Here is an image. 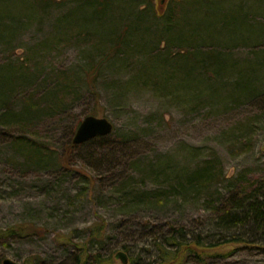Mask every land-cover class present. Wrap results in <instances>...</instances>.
Wrapping results in <instances>:
<instances>
[{"label": "rangeland", "instance_id": "rangeland-1", "mask_svg": "<svg viewBox=\"0 0 264 264\" xmlns=\"http://www.w3.org/2000/svg\"><path fill=\"white\" fill-rule=\"evenodd\" d=\"M79 1L0 0V30L17 22L0 39V66L21 59L35 73L21 82L15 112L66 79L78 83L59 114L42 109L24 127L0 122V264H75L84 244L90 255H114L112 264H124L119 252L127 264H158L154 243L174 228L216 240L217 208L240 191L264 192V0L116 1L110 17L95 22L108 27L109 40L126 30L114 52L93 23L76 32ZM170 14L199 53L218 54L220 67L197 60L193 68L162 51ZM61 21L66 35L57 34ZM89 115L110 120L114 132L69 148ZM22 134L42 142L41 160L16 146ZM207 168L211 184L180 186ZM145 191L166 200L134 204ZM98 223L104 239L89 240ZM246 229L232 236L247 242H228L208 264H264V232Z\"/></svg>", "mask_w": 264, "mask_h": 264}, {"label": "trees", "instance_id": "trees-1", "mask_svg": "<svg viewBox=\"0 0 264 264\" xmlns=\"http://www.w3.org/2000/svg\"><path fill=\"white\" fill-rule=\"evenodd\" d=\"M43 1H48L50 3L52 1L57 2L58 0ZM116 1L119 0L79 1V10L77 13H75L76 18L74 19V21L76 20L75 23L77 26L76 32L80 33V31H82V28L90 27L93 23L94 28L98 30L100 29L99 32L101 33H99L98 31L96 32L99 33L100 39L102 41V37L106 36L108 27L106 29L105 25H95V22H97L96 19H99L100 23H103L105 19L109 18L110 16L108 14L112 13L110 11L114 9L115 6L113 5ZM170 12L171 9L169 10V13ZM155 16L159 17L156 12ZM225 20L227 21V24L230 23L228 17L226 16L224 18V21ZM67 24L68 21H65V24L62 21L58 23L56 25V28L60 29H58L57 34L66 35V31H69V29L67 28ZM71 24H73L72 21ZM16 26L17 22L14 21L11 24H8V28H6L7 30H0V39L6 36L5 34H13V32L11 31L15 30ZM176 26V22L173 21V15H168L164 24V32L167 35V38L162 39L163 42L165 41V43H167L165 47L162 48V51H164L165 53L167 52V54L171 57L181 56L184 61L189 63V65L193 68H196V64L191 65L190 62L195 63L197 60L207 61L208 70L209 66L216 65L220 67L218 54L212 51L199 53L202 50L199 47L192 46V41H195V39H193V37H190V35H186V33L179 32V30L176 31ZM243 30L249 31L247 28H244ZM175 33H178V35H176ZM126 34V30L123 29L119 31L117 38L113 40H109L107 39V37L103 38L105 41L108 40L107 42L111 41L113 43L110 51H112L113 49L114 52L115 49H119L122 43L125 42ZM56 40H59V37H56ZM46 43L43 45L45 46ZM50 44H52V42H50L48 45ZM157 45V49H160V43H157ZM34 50L38 52L39 49ZM199 54L204 55L203 60H201ZM17 61L18 63H7L0 66V108H4V111L0 117L1 123H4L6 125L18 124L19 126L24 127L25 125H28L24 123V120L31 117L30 121H33L34 115L36 113L39 114L42 109L48 111L51 110V112L54 113L58 112L64 105H66L69 96L77 91L76 89L78 83L68 81L66 79L65 83H63L62 85H59L56 88H54L55 86L50 88L48 90H52L49 92L50 96L47 98L43 97V99L40 101V104H34L33 99H30L29 101L25 100V104L22 107V112L17 113L13 109V106L14 98L19 95L18 88L22 85V81L30 82L35 76V73H31V69L29 66L30 63L21 59ZM104 62L105 61L99 60L96 63L92 64L89 71V77L92 80L97 79L101 65ZM70 88L73 92L70 91ZM80 122H78L75 128L72 130V136L77 130ZM72 136L69 140L68 146L69 148L74 149L80 145H75L73 143ZM99 138L104 139L106 137ZM15 144L19 149H26L30 157H36L38 160H41L42 153L44 154L42 148L44 147V145L42 144V142H40L39 139L37 140V138H29L27 137V135L22 134L16 138ZM209 172H211V168H207L201 172L197 171V173L195 172L194 176H192L191 178H186L184 184H180V186H186L188 188H195L198 186L201 187L203 182H207V185H209L212 183L210 180H207L210 179L211 176ZM162 193L163 192L160 191H145L134 198V204L149 202L162 205L166 200V197L164 195H160ZM239 193L240 194L238 196H233L234 199L230 200V202L228 203L229 206H226L224 208H217V220L213 223L214 229L218 233V235L216 236L218 238L216 240H214L215 237L213 236L203 237L202 235H196V237L194 236L190 238L185 233V230L174 228L172 233L164 240H156L154 243L155 246L160 249V262H158V264H183L189 258H192L193 262L197 264H208L209 259L223 255V253L219 251V248L227 245L228 242H247V240L244 238L232 236L234 235L232 234V232H241L247 230L246 228L248 227H250V230L252 229L254 232H264V192H261V189H259L258 187L251 192H248V189H246L245 191H240ZM13 232L14 230H9L8 233ZM105 232L106 225L104 223H98L90 230L89 240L100 242L104 239ZM79 247L82 248L81 252L75 259V264H112L114 260V255L103 257L99 253L94 255L88 254L87 246L85 244L84 246ZM124 249L129 251L131 248L125 246Z\"/></svg>", "mask_w": 264, "mask_h": 264}, {"label": "water", "instance_id": "water-1", "mask_svg": "<svg viewBox=\"0 0 264 264\" xmlns=\"http://www.w3.org/2000/svg\"><path fill=\"white\" fill-rule=\"evenodd\" d=\"M164 1V0H163ZM114 124L107 118L86 116L79 124L76 133L73 137L75 145L84 144L97 137H106L113 133ZM117 257L121 258L124 264H127L128 256L125 253L119 252ZM2 264H18L11 259H4Z\"/></svg>", "mask_w": 264, "mask_h": 264}]
</instances>
